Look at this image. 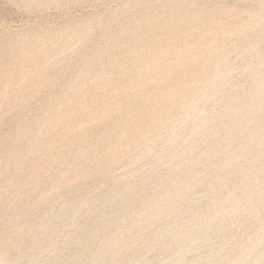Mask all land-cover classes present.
<instances>
[{
    "label": "bare ground",
    "instance_id": "bare-ground-1",
    "mask_svg": "<svg viewBox=\"0 0 264 264\" xmlns=\"http://www.w3.org/2000/svg\"><path fill=\"white\" fill-rule=\"evenodd\" d=\"M65 1L71 0L21 3L31 10ZM191 5L169 2L145 13L148 6L141 10L139 4V9L114 12V20H136L126 40L131 47L113 62L117 84L107 89L113 83L108 76L94 82L87 77L108 50H83L78 59L82 66L65 90L69 98H97L104 110L99 112L86 99L65 111L59 101L40 111L46 129L82 113L99 125L84 131L64 123V134L72 133L73 138L36 139L44 155L24 175L19 171L25 163L19 148L1 152L0 264H146L149 253L161 251H168L169 258L158 264H183L186 254L192 264H264V10L252 6L240 14L220 6V18L207 6L185 11ZM91 30L90 25L67 26L59 37L65 40L53 51L67 50L68 39L79 32L84 39ZM233 37L239 42L231 41ZM110 43L119 45V36ZM53 44L21 48L41 60L43 70ZM13 72L4 70L8 78L0 88V108L12 98L25 102L41 85L42 78L33 77L20 94L9 96ZM120 110L124 117L105 125ZM34 125L19 119L11 139L23 143ZM92 135L86 166L60 158L61 150L75 154L76 140L87 141ZM53 162L61 166L57 177L62 185L78 194L57 211H43L38 233L33 214L46 201L36 188L50 181ZM119 163L124 173L116 177L111 168ZM95 175L100 182L92 187ZM199 188L201 194H194ZM81 210L83 222L74 218ZM60 230L74 253L70 260L55 253L57 243H44ZM215 240L231 244L234 253L204 252Z\"/></svg>",
    "mask_w": 264,
    "mask_h": 264
},
{
    "label": "rangeland",
    "instance_id": "rangeland-1",
    "mask_svg": "<svg viewBox=\"0 0 264 264\" xmlns=\"http://www.w3.org/2000/svg\"><path fill=\"white\" fill-rule=\"evenodd\" d=\"M182 1L190 2L192 4L191 6L186 8L185 11H191L194 9V7L201 8L207 6L204 8L213 9L212 12H214L216 9L215 12H218L217 15H219V17L221 16L220 18H224V14L222 12L219 13L221 7L227 8L229 10L231 9L230 11H234V13L237 12L240 14H242L246 10L248 11V9H253L254 6L255 8H263L264 10V0H71L67 2L65 1L61 4L48 2L45 3L46 5L44 4L40 8L31 10L27 9L21 3V0H0V78H2L0 79L2 81H0V88H3L2 85L6 81L5 79L8 78V76L4 74V70L6 69V67L7 69H11L12 71H14L10 78L11 87L10 85L8 87V92H10L8 93L9 96L20 94L22 92V88L27 85L28 81H30L31 78H42L41 85L38 87L34 94L28 97L25 102L21 103L18 98H12L6 106L4 105L0 108V154L1 152H3V150H7L8 147L13 146L19 148L20 156L25 161V163L21 165L22 167L20 166L19 171L24 175L31 170L30 164L36 163L37 160H39L44 155V151L36 147V143L38 140H48L53 137L57 139L73 138L72 133L66 135L64 134V123L76 124L77 126H79V129L84 131L97 127L100 121L95 120L94 122V119L91 118L90 115H88L87 113H82L75 120L66 118L61 123H57L53 129L42 128L44 118L41 116L40 111L47 106L54 105L58 101L61 103V110L65 111L71 107L78 106L86 99H88V101H91V105L93 108H98L99 112L103 111L104 107L99 106V100L97 98L93 99L91 96L85 97L83 95H76L74 98H69L67 96V93L65 92L67 86L73 83L75 74H77L82 66L81 62L78 63L80 61L78 60L79 54L83 50H86L88 52H91L95 49L108 50V54L102 56L94 64L87 77L89 76L90 81L94 82L97 81V77L102 78L101 76L106 75L108 76L106 77L107 79H111L113 81V83L110 84L111 86L109 85L107 89L112 88L118 82L115 74L116 69L114 63L116 60H119L120 58L125 56L126 51L131 47V44L126 43V40L130 37V32L136 27V20L132 18H122L120 19V21L114 20V12L119 11L124 7L130 9H139V4L140 9L142 10L150 4L145 9V13H148L151 10L149 8L151 6L153 7L154 5L158 4L166 5L169 2ZM74 25H90L92 26V30L84 39L82 38L80 32L73 35L70 40L68 39L66 41L68 51H62L63 54L61 51L55 53L53 50L59 48L60 43H63L66 38V36H63L59 40L60 35L65 33L67 26H69L70 29ZM24 33L26 34L25 36ZM115 36H119L120 38L121 43L119 45H111L110 43V38H113ZM231 41L235 43L239 42L236 37L231 38ZM32 43L35 46L44 48H48L50 47V43H54L50 48V51L52 52H50L45 58V62L47 64L46 68L43 70L39 67V63L41 62V60H39L34 55H29L28 53L26 54V52L22 50L23 48H21L24 47V49L28 50V46H31ZM54 55L55 57L53 58ZM230 58L234 60V63L236 65L239 63L238 59H234V55H232ZM17 64H22V67L19 68ZM35 67L38 68L36 69ZM27 70L30 72L28 73ZM91 77H93V79L95 80L91 79ZM18 81L22 82L19 83ZM76 82L77 81H75L74 83ZM133 84L137 85L138 81L136 79H133ZM13 91H15V93ZM1 97L2 96L0 94V100ZM175 107V111H179V105H176ZM123 117L124 110L115 111L113 112L111 119L107 120L105 125H109L112 120L114 121ZM19 119L30 120L35 123L33 130L27 136L28 139L26 138L23 143L19 141L17 142L15 140L13 141L10 137L16 131L15 124ZM91 120H93V122ZM45 130H47L46 133ZM94 138L95 136L92 135L88 138L87 141L76 140V145L79 150H77L75 154H70L66 150H61V152L59 153L60 158L63 159L66 163L73 162L81 167L86 166L88 164V160L85 154V150L88 147L89 143L94 140ZM154 143L158 145L161 143V140H155ZM129 156L133 158L134 152ZM4 161L5 159L2 160V163ZM60 169L61 166L57 162L51 163L50 170L48 172L50 181L48 183H42L37 186L38 189L36 188V194L45 196L46 201L43 208L33 214V221L35 224L34 231L38 233L42 228L39 218L43 211H45L46 209L57 211L59 210V208H62L64 202L78 194L75 191H71L67 187L62 185L60 179L57 177ZM111 172L116 177H120L121 175H123L124 170L121 168V163L113 166L111 168ZM93 181L94 182L92 183V187L99 184L100 180L97 175L94 176ZM56 188H58L57 192ZM201 191L202 189L199 188L194 191V194H201ZM19 204H21V201L19 202ZM68 210L70 211V209ZM74 218L79 222H83L85 219L84 211L81 210L76 212ZM247 234L248 232L245 231L243 239H246ZM49 242L58 244V249L55 253L60 252L67 260L73 258L74 253L70 248L66 246L64 231H57L44 240V243ZM146 252H149V248L146 250ZM204 252L226 256L232 255L234 253V249L231 244L230 246L228 243L220 244L218 240H215L210 245V247L207 246L204 248ZM148 257L150 258V261L146 264H158L159 261L168 260L169 252L161 251L157 255L149 253ZM181 261L183 264H192L193 258L191 255L186 254L182 256ZM41 264L51 263L48 260H45ZM135 264L145 263L141 260H137Z\"/></svg>",
    "mask_w": 264,
    "mask_h": 264
}]
</instances>
